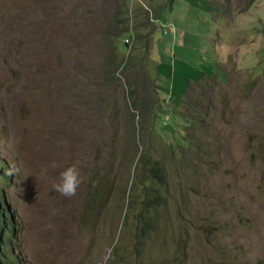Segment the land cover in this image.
<instances>
[{"label": "rangeland", "instance_id": "374dc122", "mask_svg": "<svg viewBox=\"0 0 264 264\" xmlns=\"http://www.w3.org/2000/svg\"><path fill=\"white\" fill-rule=\"evenodd\" d=\"M123 1L0 0L2 193L24 264H264V0H209L211 16L189 17L179 4L203 0H179L160 14L182 36L179 53L197 77L185 89L204 91L211 120L200 147H179L183 108L152 87L159 117L152 130H134V154L122 93L113 94L121 65L109 60L131 63L125 55L144 49L154 80L159 29L140 37L151 0H136L144 10L126 6L117 16L132 29L129 49L122 38L130 31L107 52V4ZM207 74L217 82L211 92L199 80ZM218 114L226 120L216 123ZM71 165L84 182L65 198L53 184ZM91 185L100 188L96 218L93 209L83 215ZM153 194L159 203L150 205ZM138 213L155 229L143 234Z\"/></svg>", "mask_w": 264, "mask_h": 264}, {"label": "trees", "instance_id": "16d2710c", "mask_svg": "<svg viewBox=\"0 0 264 264\" xmlns=\"http://www.w3.org/2000/svg\"><path fill=\"white\" fill-rule=\"evenodd\" d=\"M80 0H75L76 2H79ZM120 13L119 8H115L112 11L111 20H109V23L113 27L112 32H103L101 35V40L103 42H106L107 44V52L115 53L117 52V46H116V39L120 37L122 33L128 32L132 29H128L129 22L125 21L122 22L119 26L120 19L117 18L118 14ZM146 24L149 25V27L144 28L145 32L140 35L141 38L144 40L151 37L152 33L155 31L156 27L152 22L145 21ZM145 26V24H144ZM123 39V45L126 46V50L129 49L132 38H122ZM125 52L124 54H126ZM128 59H133L134 61L131 63H123L121 59H119L116 63L109 60V63H113L117 66V64L120 63L121 65V81H119L116 77V80H112L115 86V90L113 92L114 95L116 93L121 92L122 93V99L120 101H123V121H124V131L123 135L128 141L129 149L131 150V154H134L135 152V144L136 141L140 144V138L135 140L134 136L136 132L134 130L139 129L143 131H150L154 127H156V120L159 117L157 107H159L161 104L159 100H157V105L154 107V100H152L150 93L152 90V87H155L154 80L156 76L157 69L153 66V78L152 80L151 74L149 72L148 66L150 65L149 62V54L146 53L143 49L142 53H134V52H128L125 55ZM145 60V61H144ZM109 71L113 72L112 70ZM111 77V75L109 76ZM201 80L200 83L206 84L207 88L211 92L215 89L217 86V82L215 81V76L213 74H207L205 76L202 75V77L199 79ZM123 86V89H120L119 86ZM246 84H244L245 86ZM142 86H145L143 88L144 92H140L142 89ZM198 96L192 92V89L189 87L188 90L185 89L182 93L181 97L177 100L176 104L181 105L183 110L181 113L180 120L183 121L182 128L180 131L182 132L181 139L177 141V145L181 148H187V147H193L198 148L200 147V136L201 131L203 128H205L208 125V122L211 119L206 120V116L208 114L209 109H211L209 106L202 103L201 100H206V104H209L210 101L208 98L206 99L204 96V91L197 90ZM140 96L142 98H140ZM199 97V98H198ZM201 99V100H200ZM149 101L148 107H145V102ZM156 100V99H155ZM115 103H117L116 98L113 100ZM219 101V99H218ZM149 110L147 112L146 110ZM214 120V119H213ZM226 119H223L222 114H218L215 117V122L220 123L224 122ZM171 130V128L169 127ZM139 137V136H138ZM137 146V144H136ZM151 172L154 174H157L155 167H152ZM160 181H162L161 177L157 174ZM90 195L86 197L85 202L83 203V215L90 214V212L93 209V217L96 218V215L98 213L100 206L99 201V187L91 185L90 186ZM103 203V202H102ZM147 203L150 205H155L159 203V196L157 194H153L152 196L148 197ZM137 215L140 216L141 223L139 227L143 228V234L150 230H154L155 227L152 223L148 222L146 218L143 216L142 213H138ZM137 226V225H136ZM138 227V226H137ZM11 233L13 230H11ZM5 241V240H4ZM21 264V262L17 263Z\"/></svg>", "mask_w": 264, "mask_h": 264}, {"label": "crops", "instance_id": "0c3cea01", "mask_svg": "<svg viewBox=\"0 0 264 264\" xmlns=\"http://www.w3.org/2000/svg\"><path fill=\"white\" fill-rule=\"evenodd\" d=\"M149 0H147L148 5ZM154 3V5L152 4ZM116 4L115 7L124 10L127 6V9H130L132 5L136 8H141V5L136 2V0H124L122 4ZM113 3L107 4V9L109 12L112 13V6ZM179 0H151L149 6L144 7L145 13V21L154 22L157 25H161L162 27L167 29V34L162 35L159 32H155V38L157 37V46H155V39H154V47L157 51L158 60L154 64V67L157 69L156 76H155V87L158 88V94H163V90L160 86L165 88V92L169 97V102L171 104H175L174 102L181 96L184 92L188 79H195L197 77H192V75H188V69L184 66L187 63V60L184 58V55L180 54L179 52L181 49L185 48L186 46L182 43V36L179 34L178 30L173 28L172 23L165 21V23L159 21V16L164 11H169L171 13L173 6L178 5ZM179 5L182 6V12L184 15L189 17L193 13H202L204 12L205 15H210L209 11H216L215 6L211 4L209 0H203L201 5L192 6L191 3L181 2ZM148 7H151L152 10H149ZM141 8V10H144ZM211 16V15H210ZM212 18V17H211ZM213 19V18H212ZM160 33L162 36H156ZM152 33V37H153ZM131 37V32L128 34L126 39ZM186 52H191L188 49ZM189 61L190 58H189ZM177 64V65H176ZM182 65L183 70L179 69V65ZM188 66V65H187ZM168 100V99H167ZM168 108V107H167ZM169 110V109H167ZM171 114V113H170ZM169 127L165 124L164 127Z\"/></svg>", "mask_w": 264, "mask_h": 264}, {"label": "clouds", "instance_id": "9594fccd", "mask_svg": "<svg viewBox=\"0 0 264 264\" xmlns=\"http://www.w3.org/2000/svg\"><path fill=\"white\" fill-rule=\"evenodd\" d=\"M152 23L154 24V22ZM157 26L162 35L167 34L166 28L162 27L161 25ZM176 102L177 101H175L174 103L176 104ZM181 113L182 112H180L179 116H177V119L180 124L179 126H182L183 123V121L180 120ZM173 117L174 116L172 114H169V118L167 120H170ZM166 124L168 125V121L166 122ZM168 126L170 127V125ZM1 169L2 164L0 163V264H17L19 262H21V264H24L25 262L20 256L21 252L20 250H18V242L14 239V234L16 230V220L14 219L15 213L10 208L9 204L6 202L2 193V188L6 181V173ZM83 182L84 177L82 176L80 169L76 165H71L66 167L60 173L58 182L53 184V189L58 192L62 197L71 198L76 195L79 186ZM10 229L13 230L12 233Z\"/></svg>", "mask_w": 264, "mask_h": 264}, {"label": "bare ground", "instance_id": "6f19581e", "mask_svg": "<svg viewBox=\"0 0 264 264\" xmlns=\"http://www.w3.org/2000/svg\"><path fill=\"white\" fill-rule=\"evenodd\" d=\"M2 215H3V213H2Z\"/></svg>", "mask_w": 264, "mask_h": 264}]
</instances>
